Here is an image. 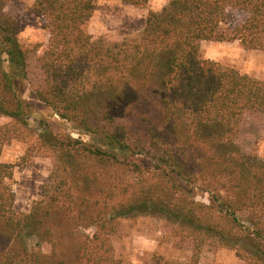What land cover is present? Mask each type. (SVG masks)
Masks as SVG:
<instances>
[{"label": "trees", "instance_id": "16d2710c", "mask_svg": "<svg viewBox=\"0 0 264 264\" xmlns=\"http://www.w3.org/2000/svg\"><path fill=\"white\" fill-rule=\"evenodd\" d=\"M12 1L0 0V118L11 120L0 127V264H122L113 237L141 216L194 244L187 262L153 264H200L205 247L264 264V159L238 144L245 116L264 114V81L202 58L203 42L264 51V0H172L119 43L86 31L97 0H35L50 35L37 96L89 141L29 128L28 51ZM232 12L248 18L233 25ZM15 140L54 159L29 213L15 211L14 166L1 161Z\"/></svg>", "mask_w": 264, "mask_h": 264}, {"label": "rangeland", "instance_id": "374dc122", "mask_svg": "<svg viewBox=\"0 0 264 264\" xmlns=\"http://www.w3.org/2000/svg\"><path fill=\"white\" fill-rule=\"evenodd\" d=\"M171 1L150 0L145 7H135L120 0H97L96 11L85 29L96 39L103 38L110 43L131 41L142 34L149 13L162 11ZM34 3L35 0H13L6 9L7 13L19 19L18 39L28 51V79L24 84L23 98L30 107L26 117L29 128L37 136L43 129L50 128L55 133L68 132L89 141L88 136L79 134L70 124L54 115L53 110L37 96L45 85L40 59L50 35L44 19L31 12ZM247 18L246 13L232 12L230 22L240 25ZM202 58L264 81V51L247 50L240 42H203ZM10 122V119L1 117L0 127ZM33 144L15 140L5 145L1 153V161L14 166V209L19 213H29L41 198L54 167L51 156L28 153ZM238 144L247 154L264 159V114L250 112L245 116ZM176 231V225L161 217L121 220L113 237L116 257L122 264H153L155 256L187 262L193 257V241L180 237ZM36 244L33 240L29 243L31 248ZM43 250L47 252L49 247L43 246ZM200 264L248 263L238 258L233 250L205 247Z\"/></svg>", "mask_w": 264, "mask_h": 264}]
</instances>
